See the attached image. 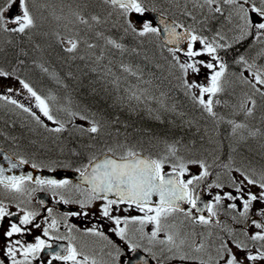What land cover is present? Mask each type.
Segmentation results:
<instances>
[{
  "label": "trees",
  "instance_id": "obj_1",
  "mask_svg": "<svg viewBox=\"0 0 264 264\" xmlns=\"http://www.w3.org/2000/svg\"><path fill=\"white\" fill-rule=\"evenodd\" d=\"M192 1L202 0H142V3L144 7L156 8L176 17L178 14L174 11L179 9L176 5L190 9L198 6ZM255 1L262 6L260 0ZM219 6L224 8L227 4L219 0ZM28 7L35 21L32 28L25 33L0 30V69L29 83L48 100L50 108L61 110L65 119L60 122L75 125L70 119L77 118L88 124L87 127L90 121L100 125L98 133L83 132V137L79 135L80 128H67L68 132L75 134L73 139L66 137L56 144L50 142L47 151L44 148L40 153L53 157L57 148L65 152L59 154L75 158L78 154L83 155L80 151L74 153L79 149L86 153L93 151V154L110 148L115 154L139 150L166 157L174 164L185 159L204 160L214 173L218 171L216 174L228 179L229 170L231 176L235 172L250 177L264 175V95L260 94L262 90L258 92L251 83L245 82L250 79L247 80L243 64L238 62L242 54L247 61L254 60L264 70V52L255 49L261 39L254 35V30L242 40L226 41L231 43L221 52L226 65L225 87L213 97L215 115H210L194 99V93L186 88L185 75L170 48L164 46L156 34L140 36L130 29L125 31L126 17L118 7L107 4L106 0H28ZM223 13L211 14L213 18L223 20ZM228 14L232 13L229 11ZM93 16L98 19L93 20ZM80 18L88 22L81 23ZM132 22L137 29L142 27L141 23ZM224 22L217 23L225 25ZM212 25L213 22H209L211 30L217 33V26ZM69 38L78 43L72 52L66 50L70 47ZM112 39L122 47L116 48L108 43ZM174 54L177 57L176 52ZM237 80L244 82L237 84ZM249 97L255 104L248 103L241 108ZM247 107H252L251 115L246 114ZM4 113L0 108V115ZM80 116L88 119L81 120ZM234 124L244 127L234 132ZM0 129L20 137V146L31 152L37 151L38 143L44 141L38 135L9 126L3 116L0 117ZM169 145L174 146V155L168 151Z\"/></svg>",
  "mask_w": 264,
  "mask_h": 264
},
{
  "label": "snow or ice",
  "instance_id": "obj_2",
  "mask_svg": "<svg viewBox=\"0 0 264 264\" xmlns=\"http://www.w3.org/2000/svg\"><path fill=\"white\" fill-rule=\"evenodd\" d=\"M106 2L111 3L114 7H118L122 15L126 17L127 27L125 31L129 29L140 35L144 36L146 34L152 33L157 36L160 35V29L152 25L148 21L142 23V27L137 29L129 17L130 13H137L143 15L148 9H146L142 3V0H106ZM203 3L208 6L209 10L214 13H221L222 9L219 6V0H203ZM223 3L234 6V14L239 17L243 22L240 27L241 35L237 37V40H242L247 37L252 30L254 35L257 38H264V0H260L261 7H257L255 0H223ZM18 4L19 13L12 15L15 6ZM249 13H252V18H249ZM190 15V13H189ZM93 20H97L98 17L93 16ZM81 23H87L88 21L80 18ZM34 17L31 14L28 7V0H3V3L0 4V30L6 32H18L25 33L26 30L34 26ZM160 23L164 25V39L167 43H176L179 44L181 40H188L187 51L185 55L189 58V62L180 63L178 57L175 56V51L179 49H169L173 53V58L177 60L179 68L182 73L187 75L189 71L191 73H198L200 68L198 65L203 64L204 67L211 69L212 74L209 77L208 84L201 85L193 82L184 81L187 89L191 90L194 88L199 89V96L194 97L197 99L198 103L204 107V109L210 114L215 115L213 112V97L218 93L223 91V81L226 71V65L221 61V58L217 55V49L224 47V45L217 44L215 42H208L207 38L200 37L190 30H186L185 33H179L176 31L177 27H182V25H177L174 22L172 24L167 23L163 19V13H161ZM199 41L203 45V48L199 51L194 50L192 42ZM108 43L112 44L116 48H121L122 45L116 43L113 40H109ZM68 47L66 50L68 52L74 51L78 43L76 40L69 38ZM91 47V45L89 46ZM207 53L212 57V59L219 65V70H216V66L212 62H204L201 60L194 59ZM239 63H243L247 66V69L251 71L252 65L248 64V61L244 56H240ZM13 74L0 69V78H9ZM19 84L23 89H26L31 97L35 98L36 107L40 110L43 116L47 117L49 121L54 120L53 115L51 114V109L48 103V100L41 95H39L29 83L25 82L22 79H19ZM253 79L255 83L252 84V87L256 91L260 92L259 88H256V84L264 85V73L259 70L253 73ZM251 83L250 81H245ZM14 89L12 87L7 88V93H12ZM205 94H207V99H205ZM264 95V92L260 93ZM139 99V97H136ZM54 99V98H53ZM0 100H5L21 109L25 112L31 113V115L38 121L41 122L40 116L36 115L31 108L25 107L24 104L19 103L16 99H13L11 95L3 94L0 95ZM219 103V101H215ZM255 104V101L248 98L244 103L240 105L241 108H245L248 104ZM252 107L246 108V114H252ZM70 115H79L78 113H70ZM81 120H87L86 116H80ZM58 124V127L50 129L54 132H61L65 129V124L59 121H55ZM89 127H81L79 130L82 132L88 133H98L100 131V125L96 121H90ZM231 123V122H230ZM244 125L234 124L233 131L236 129L242 128ZM109 152L112 149H108ZM168 151L175 154V148L173 145L168 146ZM95 158H90L89 163L83 165V170L77 169L80 172L81 177L85 182L90 186L89 197L85 201H81V206L85 204H90L92 200H104L105 203L101 205V214L109 219H112L117 226L121 224L120 217H114L110 215L113 205H119L122 203H127L129 206L135 205L141 212L144 213L142 217H131L129 220L128 217H125L123 223L127 226L128 223H139L141 226L144 224H154L150 236V240H156L157 234L163 231L162 220L167 219L169 215L175 212L184 211L180 207V202H187L191 205L192 208L197 207V201L199 200V195H197L193 190V185L202 181L206 176L209 175L207 166L203 161H189V164H199V167L202 171L199 175L192 176L191 179L184 180L181 177L189 169L187 165L183 162L173 165L172 173L165 174L162 171V165L164 160L162 159H150L147 157L142 158L137 152L128 150L123 156L119 159H113L111 157H106L100 162H94ZM28 163L24 159H20L19 163H12L9 161L10 168H16L20 164ZM33 168H36L37 165L33 164ZM90 169V170H89ZM5 169L0 167V185H3L6 189L16 193H23L25 189V183L32 181L33 177L29 174L26 176H5ZM239 171V169H237ZM243 179L239 182L233 180V187L236 190L237 195H233L231 192H224L223 196L217 194L214 197V203H208L205 205L207 212L210 217L216 216L215 206L219 205L222 200L227 199L229 201H242L243 210L238 213L240 217L248 218L250 209L253 207V202H264V175L261 176L260 180H256L248 176L247 174L241 173ZM247 182L248 185H258L261 191L258 194L252 193L249 191L247 193V198L244 197V183ZM35 183L37 185L47 186L53 192L56 190L65 188L69 185L68 180H56V179H46V178H35ZM215 186L216 188H222L223 185L216 183L214 185H209V187ZM78 187V186H77ZM114 193L117 199H108V194ZM153 195L159 196V202L152 206L151 200ZM68 203V201H65ZM228 208L236 209V203L228 204ZM49 215H51L52 210L49 209ZM6 215H14L8 213L4 206L0 204V218L5 217ZM37 214L34 212H24V215L20 217L19 224L12 223L9 229L4 233L6 237L11 238L15 233H22L26 231L22 226L29 225L32 223L34 217ZM185 215L192 218L194 222H197V218L192 217L191 211L185 212ZM256 215L264 218V206H261L257 209ZM235 219V217H233ZM209 219L201 215L198 217V223L202 225L209 224ZM57 220L52 219L51 223L44 228L43 235L49 236V229L57 228ZM251 224L258 229L255 233L248 235L247 232L244 234L248 237V240L253 242H260V249H257L255 253L248 250L249 245L244 241L233 238L232 229H228V237L220 238L219 246L216 249V256L214 258L215 264H255L257 261H264V219L257 220L252 219ZM40 227V225H35ZM89 232L95 235H102L95 231V229H89ZM140 231H143V228H140ZM117 235L122 239L126 238L125 228L117 227ZM62 239L63 237H58ZM160 244L167 243L168 251H173L175 249V254L172 257L173 259L179 258L181 261H186L189 259H195V257H190L187 254L181 253V245L184 243L183 240L180 241V244L176 243L173 235H167L166 240L158 241ZM19 245V248L16 247ZM254 246V245H253ZM44 247H50L46 244V241L41 239L39 236L36 237V242L34 244H21L19 240L10 241L6 245V255L11 260V264H31L29 257H34L40 252ZM128 247L132 250H135L139 247L137 244H132L129 242ZM204 245L202 243L196 245L195 250L201 251ZM64 254L56 252L53 254V259H58L71 264H82L81 261L77 260L78 255L82 253L78 252L76 247L69 242L67 248L63 249ZM23 257V259H17V255ZM88 259L87 256L84 257L86 262ZM212 259V258H210ZM0 264H4L3 260H0ZM51 264V261L49 262ZM95 264V261H93ZM204 264V262H202Z\"/></svg>",
  "mask_w": 264,
  "mask_h": 264
},
{
  "label": "flooded vegetation",
  "instance_id": "obj_3",
  "mask_svg": "<svg viewBox=\"0 0 264 264\" xmlns=\"http://www.w3.org/2000/svg\"><path fill=\"white\" fill-rule=\"evenodd\" d=\"M35 113L42 116L40 112ZM2 116L4 120L8 121L9 126L38 135L44 141L41 144L38 143L37 151L31 152L20 146V137L10 134L9 130L0 129V161H5V156L8 154L10 159H24L31 166L36 164L37 168L50 171L56 169H83V165H85L83 159H70L64 154H59L65 153L63 149L60 151L56 148L55 152L52 150L53 157L49 156L48 153H40L44 148L47 151L51 142L49 140L50 134L47 132L49 129L45 126H36L35 124L38 121L31 113L25 114L21 121H18L19 116L13 111L0 115V117ZM188 179H191L189 175L186 176V180ZM56 180H68L70 183L65 188L53 192L47 186L37 185L35 179H33L25 183L26 190L23 193L10 191L0 185V204L4 206L8 213L14 214L0 218V260H3L4 264H11V260L6 255V245L10 241L19 240L24 245L34 244L37 236L45 240L50 247H44L34 257H29L31 264H49L50 261L51 264H66L65 261L53 259V254L56 252L64 254L63 249L68 247L69 242L76 247L78 252L82 253V255L77 256V260L81 261L82 264H93V261H95V264H140V251L149 254L158 264H202V262L204 264H215L214 257H210L212 259L207 258L201 254V251L195 250L196 245L201 243L199 236L205 226L198 223L199 215L195 217L197 222H194L192 218L185 215V212L172 213L171 215L174 214V217L183 221L182 225L174 224L169 218L162 220L164 230L157 234L156 240H150L151 232L155 227L154 224L148 223L141 226L139 223L130 222L126 226L123 223L125 217L131 220V217H142L144 215L134 204L129 206L127 203H122L112 206L110 215L121 218V224L117 226L112 219L101 214V205L105 203L104 200H92L90 204L81 206L80 202L87 200L89 197L90 190L85 185L64 177ZM197 185L198 187H193L194 191L201 190L199 184ZM208 189L209 191L204 189L208 203H214V192L212 188L209 187ZM220 195L223 196V193H220ZM65 201H68V203H65ZM235 202L227 199L222 200L219 205L215 206L216 216L208 218L210 222L207 226L213 228L211 231L215 237V245L212 246V249L219 246L220 238L224 237L228 229H232L233 238L235 239H239L238 236L240 235H245L244 233L248 230V227H250L251 233L258 230L251 224L250 219L251 217L258 218V220L263 219L255 213L261 205L258 202H253L248 218L245 219L238 215L243 210L242 203L237 205L236 209L228 208V204ZM49 209L52 210L51 215H49ZM25 211L37 214L32 223L22 226L26 231L15 233L11 238L6 237L4 233L12 223L19 224V219ZM53 218L58 222L57 228L49 229V236H44V228L51 223ZM237 219L240 223L236 222ZM237 224L239 225L238 228L235 227ZM35 225H40V227ZM117 227L125 228L126 238L122 239L117 235ZM141 227L143 228L142 232L140 231ZM89 229H95L96 232L102 235H95L89 232ZM145 233L148 235L141 239ZM167 235H173L177 244H180V241L183 240L181 253L195 257V259L186 261H181L179 258L173 259L176 250L173 249L170 252L167 243H158L160 240H166ZM58 237L63 238L59 239ZM129 242L137 244L139 247L132 250L128 247ZM16 247L19 248V245H16ZM85 256L88 257L86 262L84 261ZM17 259H23V257L18 254ZM67 264H71V262H67Z\"/></svg>",
  "mask_w": 264,
  "mask_h": 264
},
{
  "label": "rangeland",
  "instance_id": "obj_4",
  "mask_svg": "<svg viewBox=\"0 0 264 264\" xmlns=\"http://www.w3.org/2000/svg\"><path fill=\"white\" fill-rule=\"evenodd\" d=\"M177 4V3H176ZM258 6H260V5H258ZM224 9H225V11L226 12H232L233 13V17H235L234 18V20H233V22H230V15H228V14H224V16H223V20L221 19V18H213V15L210 13V15L208 16V18H209V21L211 22H213V25L212 26H220L222 23L221 22H223V21H225L224 23H225V25H224V27L223 28H225V32H223L222 33V36H224L225 37V39H231L232 38V32L233 31H235V30H239L240 29V27L242 26V21L239 19V17L238 16H236L235 14H234V9H231V7H230V5L229 4H227V7H224ZM19 13V7H18V4L15 6V8H14V11L11 13L12 15H16V14H18ZM131 15V18H132V20L134 21V18H135V16H137V15H141V14H137V13H132V14H130ZM201 15V14H200ZM252 16H253V14L252 13H249V18H252ZM192 20V19H191ZM144 21H148V22H150V20H148L147 18H143L142 19V21L140 22V23H142V22H144ZM204 21H206V20H204ZM207 22V21H206ZM221 23V24H218V23ZM151 23V22H150ZM232 23V24H231ZM141 26H142V24H141ZM230 27V28H229ZM255 31V30H254ZM241 35V34H240ZM223 42V41H222ZM264 38H261V43H260V45L261 46H263L264 47ZM226 43V42H225ZM230 43V42H229ZM219 44L220 45H222V43H221V41L219 40ZM256 45H258V44H256ZM227 46H229V44L227 43V44H225L224 45V47H220V48H218L217 49V55L219 56L220 55V52L222 51V49H225V47H227ZM193 48H194V50H197V51H199V50H201L202 48H203V45L202 44H200L199 43V41H197L196 43H193ZM219 52V53H218ZM220 57V56H219ZM221 58V57H220ZM179 59V61H180V63H184V62H189V58L185 55V54H182L181 53V55H180V57L178 58ZM194 59H196V60H201V61H204V62H212V63H214L215 64V66H216V70H219V65L218 64H216V62L212 59V57L210 56V55H208L207 53H203L202 55H200V56H198V57H195ZM222 60V59H221ZM249 63H251V61L249 62ZM198 67L200 68V71L198 72V73H191L190 71H189V73L186 75V79H187V81L188 82H193V81H195L196 83H198V84H201V85H204V83L205 84H208V82H209V77L211 76V74H212V70L211 69H208V68H206V67H204V65L203 64H201V65H198ZM20 79V78H19ZM8 87H12L13 89H14V91L12 92V93H7V88ZM199 89H197V88H194V91L196 92V91H198ZM0 94L1 95H3V94H8V95H11L12 96V98L13 99H16L19 103H22V104H24V106L25 107H29V108H31L32 109V111L33 112H40V110L36 107V101H35V98H33V97H31L30 96V94L27 92V90L26 89H23L22 88V86L19 84V80L17 79V77H16V75L15 74H13L11 77H9V78H0ZM12 111L13 112H16L17 114H18V120H21V118H23L24 116H25V114H29V112H25V111H23V109H21V108H13L12 109ZM28 118H30V116H28ZM41 121L42 120H44L43 118L42 119H40ZM47 123V122H46ZM36 125V124H35ZM37 126V125H36ZM84 126V125H83ZM85 127V126H84ZM59 142V141H58ZM69 152H71V148H69ZM74 153H75V151H74ZM160 158L159 159H162V160H164V162H166L167 161V159H165V158H162L161 156H159ZM192 165H194V164H192ZM195 166H198V165H195ZM195 168V167H194ZM222 171V170H221ZM218 172V171H217ZM216 172V173H217ZM229 172V175L231 174V172H230V170L228 171ZM232 175H237L238 177H240V175L239 174H232ZM231 176V175H230ZM261 176H260V174H257V175H252V177L251 178H253V179H258V178H260ZM243 179V178H242ZM241 179V180H242ZM231 180V182L233 183V180H235V181H237L236 180V177L235 178H233V177H229V179H228V181H230ZM224 182H226V181H224ZM244 184H247V182L245 181V183ZM247 186L250 188V190L251 191H253L254 189H255V186L254 185H248L247 184ZM257 190V189H256ZM260 192V190H257V192L255 193V194H258ZM216 194H218V193H216ZM260 203H262L263 205H264V202H260ZM170 219V221H172L174 224H176V225H178V226H180V225H182V223H183V221L181 220V219H179V218H177V217H174V214L173 215H171V216H169V217H167V219ZM166 219V220H167ZM250 227H248L247 229V233L249 234V235H251L252 233H251V231H250V229H249ZM202 233H204V232H209V230L208 229H204V228H202ZM146 235H148L147 233H145L142 237H141V239H144V237L146 236ZM238 238L241 240V241H244L245 239H247V236H245V235H240V236H238ZM193 240V239H192ZM210 240V238L208 239V241ZM259 249V248H258ZM248 250H251V251H253V253H255V251L257 250V249H254V247H252V246H249V249ZM245 264H248V262H245ZM255 264H264V261H257V262H255Z\"/></svg>",
  "mask_w": 264,
  "mask_h": 264
},
{
  "label": "water",
  "instance_id": "obj_5",
  "mask_svg": "<svg viewBox=\"0 0 264 264\" xmlns=\"http://www.w3.org/2000/svg\"><path fill=\"white\" fill-rule=\"evenodd\" d=\"M148 14H150V16L152 17V19L154 20V22H155V26L156 27H158L159 29H160V35H159V37H161L162 38V40L165 42V43H167L166 42V40L164 39V36L166 35L165 33H164V25L163 24H161L160 23V20H161V15H159V14H157V13H152V12H149ZM163 19L167 22V23H169V24H172V22L167 18V17H163ZM176 31L177 32H179V33H185L184 31H182V30H180L178 27L176 28ZM184 40H181L180 42H179V44H176V43H168L169 45H171V46H174V47H176V48H181V49H185V47H184ZM106 157H111V158H113V159H117V158H115V157H112L110 154H103V156H102V158L101 159H99L98 160V162H100L101 160H103L104 158H106ZM97 162V163H98ZM22 169V172L23 173H25V174H30V175H33V174H35V176L36 177H40V178H47L48 176H59V175H65V176H67V177H70V178H72V179H76V180H78L79 182L80 181H82V182H84V183H86L85 182V180L81 177V175L80 174H77L76 172H74V171H68V172H64V171H56V172H54V173H47V172H37V171H35L34 169H30L29 168V166H26V165H24L23 164V166L21 167ZM17 170H19L20 172H21V170L18 168ZM90 170V169H89ZM6 171V170H5ZM5 171H4V175L6 176V173H5ZM165 174H171L170 172H165ZM112 194H114V193H112ZM108 195H110V194H108ZM115 195V194H114ZM201 199H204V197H201ZM199 201H201L200 200V198H199V200H198V202ZM159 202V196L158 195H153V197H152V200H151V203H153V204H157ZM180 207L182 208V209H188L189 211H191V213L192 214H195L197 211H199V208L198 207H196V208H192L191 206H189V205H185V202H180ZM200 211H202V210H200Z\"/></svg>",
  "mask_w": 264,
  "mask_h": 264
},
{
  "label": "bare ground",
  "instance_id": "obj_6",
  "mask_svg": "<svg viewBox=\"0 0 264 264\" xmlns=\"http://www.w3.org/2000/svg\"><path fill=\"white\" fill-rule=\"evenodd\" d=\"M87 1V0H86ZM91 1V0H90ZM51 2V1H50ZM88 3H89V1H88ZM101 3V2H100ZM258 3V2H257ZM102 4V3H101ZM107 4H108V2H107ZM174 4H175V2H174ZM52 5V4H51ZM50 5V6H51ZM95 5V4H94ZM48 6V5H47ZM96 6V5H95ZM53 7V6H52ZM52 7H50V8H52ZM57 7V6H56ZM64 7H65V5H64ZM69 7V6H68ZM79 8V7H78ZM58 9V8H57ZM106 9V8H105ZM40 10V9H39ZM46 10H48V9H46ZM51 10V9H50ZM53 10V9H52ZM55 10V9H54ZM60 10V9H59ZM32 11V10H31ZM37 11V10H36ZM44 11V10H43ZM108 11V10H107ZM56 12V11H55ZM63 12V11H62ZM47 13V12H46ZM58 13H60V12H58ZM68 13V12H67ZM31 14H33V13H31ZM49 14V13H48ZM63 14V13H62ZM67 16V15H66ZM69 16V15H68ZM61 18V17H60ZM63 18V17H62ZM76 19V18H75ZM53 21V20H52ZM50 23V22H49ZM57 23V22H56ZM232 24V23H231ZM72 25V24H71ZM124 27V26H123ZM127 27V26H126ZM79 28V27H78ZM230 28V27H229ZM71 29V28H70ZM73 29V28H72ZM41 31V30H40ZM72 31V30H71ZM67 33V32H66ZM69 33V32H68ZM49 35V34H48ZM47 36V35H46ZM59 36H60V34H59ZM154 36V35H153ZM156 36V35H155ZM63 37V36H62ZM115 37V36H114ZM86 38V37H85ZM31 39V38H30ZM48 39V38H47ZM144 39V38H143ZM150 39V38H149ZM88 40V39H87ZM113 40V39H112ZM161 40V39H160ZM158 41V40H157ZM92 42V41H91ZM161 42H162V40H161ZM197 41H194V42H192V44L193 43H196ZM184 47L186 46V45H188V40H184ZM226 43H229V42H226ZM231 43V42H230ZM264 43V42H263ZM93 44V43H92ZM138 45V44H137ZM47 46V45H46ZM81 46V45H80ZM141 46V45H140ZM236 46V45H235ZM82 47V46H81ZM84 47V46H83ZM94 48V47H93ZM97 48V47H96ZM137 48V47H136ZM237 49V48H236ZM244 50V49H243ZM54 51V50H53ZM52 51V52H53ZM79 51V50H78ZM81 51V50H80ZM85 51V50H84ZM91 52H92V50H90ZM96 51V50H95ZM233 51V50H232ZM244 51H246V50H244ZM264 51V50H263ZM27 52V51H26ZM63 52V51H62ZM89 52V51H88ZM149 52V51H148ZM247 52V51H246ZM61 53V52H60ZM90 53V52H89ZM94 53V52H93ZM98 53V52H97ZM135 53V52H134ZM237 53V52H236ZM240 52L238 51V54H239ZM241 53H243L242 52V50H241ZM245 53V52H244ZM49 54V53H48ZM51 54V53H50ZM88 54V53H87ZM92 54V53H91ZM246 54V53H245ZM40 55V54H39ZM95 55V54H94ZM98 55V54H97ZM129 55V54H128ZM135 55V54H134ZM241 56H243L242 54H240ZM239 55V56H240ZM74 56V55H73ZM96 56V55H95ZM238 56V55H237ZM53 57V56H52ZM131 57H133V56H131ZM136 57H138V56H136ZM5 58V57H4ZM92 58V57H91ZM124 58V57H123ZM154 58V57H153ZM231 58V57H230ZM246 58V57H245ZM89 59V58H88ZM126 59V58H125ZM125 59H123V60H125ZM131 58H129L128 60H130ZM133 59V58H132ZM135 59V58H134ZM86 60V59H85ZM99 60V59H98ZM87 61V60H86ZM97 61V60H96ZM96 61H94V62H96ZM134 61V60H133ZM152 61V60H151ZM88 62V61H87ZM91 62V61H90ZM130 62H131V60H130ZM10 63V62H9ZM128 63H129V61H128ZM259 63H260V61H259ZM58 64V63H57ZM61 64V63H60ZM77 64V63H76ZM125 64V63H124ZM133 65V64H132ZM151 65V64H150ZM153 65V64H152ZM128 66H130V64L128 65ZM127 66V67H128ZM139 66V65H138ZM138 66H137V68H138ZM87 67V66H86ZM96 67V66H95ZM88 68V67H87ZM90 68V67H89ZM109 68V67H108ZM111 68V67H110ZM140 68V67H139ZM138 68V69H139ZM58 69V68H57ZM113 69V68H112ZM242 69V68H241ZM96 70V69H95ZM104 70V69H103ZM122 70V69H121ZM135 70V69H134ZM161 70V69H160ZM170 70V69H169ZM71 71V70H70ZM80 71V70H79ZM137 71V70H136ZM105 72V71H104ZM243 72H244V74H245V76H246V78H247V80L249 79V75L247 74L248 73V71L247 70H243ZM160 73V72H159ZM45 74V73H44ZM78 75V74H77ZM167 75V74H166ZM180 75V74H179ZM226 75V74H225ZM116 76V75H115ZM140 76H141V73H140ZM148 76V75H147ZM159 76V75H158ZM239 76H241V75H239ZM154 77V76H153ZM169 77V76H168ZM181 77V76H180ZM82 78V77H81ZM108 79V78H107ZM128 79V78H127ZM135 79V78H134ZM174 79V78H173ZM240 79H242V77L240 78ZM82 80V79H81ZM80 80V81H81ZM179 80V79H178ZM243 80H244V78H243ZM243 80H241V81H243ZM141 81V80H140ZM133 82V81H132ZM244 82V81H243ZM123 83V82H122ZM156 83V82H155ZM173 83V82H172ZM57 84V83H56ZM165 84V83H164ZM244 84V83H243ZM55 85V84H54ZM66 85V84H65ZM148 85V84H147ZM235 85V84H234ZM247 85V84H246ZM245 85V86H246ZM250 85V84H249ZM59 86V85H58ZM72 86V85H71ZM115 86V85H114ZM228 86V85H227ZM237 86H239V85H237ZM78 87V86H77ZM93 87V86H92ZM146 87V86H145ZM162 87V86H161ZM225 87V86H224ZM223 87V88H224ZM229 87V86H228ZM240 87V86H239ZM249 87V86H248ZM73 88V87H72ZM139 88H141V87H139ZM82 89V88H81ZM181 89V88H180ZM243 89H244V87H243ZM245 89H248V88H245ZM250 89V88H249ZM90 90V89H89ZM155 91V90H154ZM182 91V90H181ZM243 91V90H242ZM107 92V91H106ZM114 92V91H113ZM247 93V92H246ZM245 93V94H246ZM110 94V93H109ZM131 94V93H130ZM223 94V93H222ZM249 94V93H248ZM134 95V94H133ZM146 95V94H145ZM144 95V96H145ZM154 95V94H153ZM218 95V94H217ZM93 97V96H92ZM158 97V96H157ZM242 97H244V96H242ZM246 97V96H245ZM160 98V97H159ZM158 98V99H159ZM145 99V98H144ZM153 99V98H152ZM109 100V99H108ZM110 103V102H109ZM137 103H139V102H137ZM162 103V102H161ZM164 103V102H163ZM112 104V103H111ZM133 104V103H132ZM141 105H143V104H141ZM149 105H150V103H149ZM133 106V105H132ZM139 107V106H138ZM157 107V106H156ZM141 108V107H140ZM139 108V109H140ZM226 109V108H225ZM215 110H217V109H215ZM226 110H228V108L226 109ZM237 110V109H236ZM256 110V109H255ZM117 111V110H116ZM122 111V110H121ZM160 111V110H159ZM158 111V112H159ZM227 112V111H226ZM243 112V111H242ZM131 113V112H130ZM228 113H229V111H228ZM233 113V112H232ZM240 113V112H239ZM157 114V113H156ZM161 114V113H160ZM234 114H236V113H234ZM125 115V114H124ZM165 115V114H164ZM217 116V115H216ZM221 116V115H220ZM242 116V115H241ZM236 117V116H235ZM164 118V117H163ZM242 118V117H241ZM240 118V119H241ZM167 119V118H166ZM252 119V118H251ZM165 120V119H164ZM200 123V122H199ZM210 125V124H209ZM214 125V124H213ZM56 127H58V124L56 123V122H54V126L51 128V129H53V128H56ZM67 128H69V126H68V124H65V129L63 130V131H61V132H54V131H51L50 129L47 131L49 134H50V137H49V140L51 141V142H58V141H60V140H63V139H66V137H69L70 139L72 138L73 139V135H75V134H73L72 132H68L66 129ZM157 128V127H156ZM160 129V128H159ZM103 131H105V130H103ZM107 131V130H106ZM85 133H83V132H81L79 135L80 136H82L83 137V135H84ZM107 134V133H106ZM152 134V133H151ZM150 138V137H149ZM251 140V139H250ZM144 146V145H143ZM145 149V148H144ZM81 152L83 155H77V157H75V158H70V159H75V160H79V159H83V163H86V162H88V159H90V156L93 154V151L92 152H90V153H86V152H83L82 150H78V151H75V153L77 152ZM188 151V150H187Z\"/></svg>",
  "mask_w": 264,
  "mask_h": 264
}]
</instances>
